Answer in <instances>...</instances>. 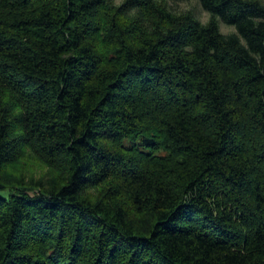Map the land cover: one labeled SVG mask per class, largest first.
<instances>
[{
    "label": "trees",
    "instance_id": "1",
    "mask_svg": "<svg viewBox=\"0 0 264 264\" xmlns=\"http://www.w3.org/2000/svg\"><path fill=\"white\" fill-rule=\"evenodd\" d=\"M198 2L0 0V264H264V0Z\"/></svg>",
    "mask_w": 264,
    "mask_h": 264
},
{
    "label": "rangeland",
    "instance_id": "2",
    "mask_svg": "<svg viewBox=\"0 0 264 264\" xmlns=\"http://www.w3.org/2000/svg\"><path fill=\"white\" fill-rule=\"evenodd\" d=\"M170 6L177 11L180 12H191L194 16H196L202 23H206L209 19V14L201 8L198 0H186L181 2H173L172 0H167ZM117 3H120V0H116ZM221 31L225 34H229L234 32L233 27L226 26L224 24H220Z\"/></svg>",
    "mask_w": 264,
    "mask_h": 264
}]
</instances>
